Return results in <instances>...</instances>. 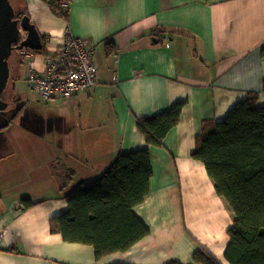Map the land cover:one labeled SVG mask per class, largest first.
<instances>
[{"label": "crops", "instance_id": "crops-1", "mask_svg": "<svg viewBox=\"0 0 264 264\" xmlns=\"http://www.w3.org/2000/svg\"><path fill=\"white\" fill-rule=\"evenodd\" d=\"M11 2L42 41L12 71L10 57L12 79L41 71L42 54L68 29L93 48L95 84L50 99L22 92L17 126L0 125V264H194L201 248L229 264L234 215L190 153L204 121L221 120L251 92L264 106V0H66V19L46 0ZM176 101L177 123L147 145L137 118ZM145 146L148 191L131 207L145 235L96 258L92 245L50 230L65 193L99 177L117 153Z\"/></svg>", "mask_w": 264, "mask_h": 264}, {"label": "trees", "instance_id": "trees-1", "mask_svg": "<svg viewBox=\"0 0 264 264\" xmlns=\"http://www.w3.org/2000/svg\"><path fill=\"white\" fill-rule=\"evenodd\" d=\"M46 1L66 19V0ZM106 46L113 50V45ZM260 53L264 55V45ZM182 105L176 101L164 111L137 118L136 127L147 145H160L177 123ZM190 154L203 163L216 193L234 215L224 258L229 264H264V106L257 104L256 94L236 101L221 120L204 121ZM150 176L147 146L117 153L99 177L64 194L67 208L50 217V230L66 241L92 245L96 258L126 249L147 233L131 207L147 193ZM192 260L220 264L203 248L192 253Z\"/></svg>", "mask_w": 264, "mask_h": 264}, {"label": "built area", "instance_id": "built-area-1", "mask_svg": "<svg viewBox=\"0 0 264 264\" xmlns=\"http://www.w3.org/2000/svg\"><path fill=\"white\" fill-rule=\"evenodd\" d=\"M62 5L65 6L66 2ZM24 36L25 31L19 28L18 41ZM18 51L26 58L32 55V51L37 50L21 47ZM92 52L93 48L87 46L83 38L66 29L60 47L51 53L42 54L43 69H28L25 75L26 84L42 99L86 92L95 84Z\"/></svg>", "mask_w": 264, "mask_h": 264}, {"label": "water", "instance_id": "water-1", "mask_svg": "<svg viewBox=\"0 0 264 264\" xmlns=\"http://www.w3.org/2000/svg\"><path fill=\"white\" fill-rule=\"evenodd\" d=\"M19 28L25 31V36L18 41ZM41 46V37L29 17L15 10L11 0H0V92L9 78V59L13 53L21 47L39 51ZM5 105L0 98V109Z\"/></svg>", "mask_w": 264, "mask_h": 264}, {"label": "rangeland", "instance_id": "rangeland-1", "mask_svg": "<svg viewBox=\"0 0 264 264\" xmlns=\"http://www.w3.org/2000/svg\"><path fill=\"white\" fill-rule=\"evenodd\" d=\"M22 61V63L25 64L26 58ZM22 92H26V94L29 96L37 97L36 93L28 87L21 74H18V77L14 79L8 78L1 94L4 98V101L7 102V105L0 109V125L10 121V123H14V126H17L18 122L20 121L19 110L22 106L20 94Z\"/></svg>", "mask_w": 264, "mask_h": 264}, {"label": "flooded vegetation", "instance_id": "flooded-vegetation-1", "mask_svg": "<svg viewBox=\"0 0 264 264\" xmlns=\"http://www.w3.org/2000/svg\"><path fill=\"white\" fill-rule=\"evenodd\" d=\"M22 59H23V57L20 55V53H19V51L17 50L16 52H14L13 53V55H12V58L10 59V62H11V71H12V68H15V67H17L18 68V66H20V62H22ZM13 62V63H12ZM14 66V67H13ZM9 78L10 79H12V77H11V72H10V75H9ZM3 91V90H2ZM2 91L0 92V98L4 101V98L2 97ZM5 102V104L7 105V102L6 101H4ZM5 105V106H6Z\"/></svg>", "mask_w": 264, "mask_h": 264}]
</instances>
